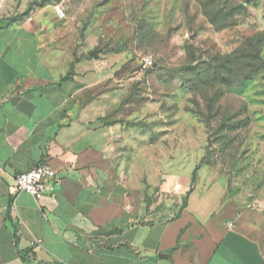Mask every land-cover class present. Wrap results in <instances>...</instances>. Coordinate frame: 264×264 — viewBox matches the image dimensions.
I'll use <instances>...</instances> for the list:
<instances>
[{"label": "crops", "instance_id": "0c3cea01", "mask_svg": "<svg viewBox=\"0 0 264 264\" xmlns=\"http://www.w3.org/2000/svg\"><path fill=\"white\" fill-rule=\"evenodd\" d=\"M30 19L0 25V264H264V201L244 206L216 171L213 201L152 183L129 91H92L66 26ZM38 164L60 183L36 201L14 178Z\"/></svg>", "mask_w": 264, "mask_h": 264}, {"label": "rangeland", "instance_id": "374dc122", "mask_svg": "<svg viewBox=\"0 0 264 264\" xmlns=\"http://www.w3.org/2000/svg\"><path fill=\"white\" fill-rule=\"evenodd\" d=\"M30 18L66 26L97 65L92 91H129L138 139L154 138L152 183L188 188L201 166L193 199L213 201L216 171L244 206L264 201V0H0V25Z\"/></svg>", "mask_w": 264, "mask_h": 264}, {"label": "built area", "instance_id": "2783aa9c", "mask_svg": "<svg viewBox=\"0 0 264 264\" xmlns=\"http://www.w3.org/2000/svg\"><path fill=\"white\" fill-rule=\"evenodd\" d=\"M53 14L58 21L66 19L65 10L62 5H55L53 7ZM140 64L144 69L153 67V61L150 57H142ZM59 183L60 178L49 165L38 164L29 171L16 175L14 178V191L17 194L26 193L36 201H39ZM8 208L12 212H16L14 203Z\"/></svg>", "mask_w": 264, "mask_h": 264}, {"label": "trees", "instance_id": "16d2710c", "mask_svg": "<svg viewBox=\"0 0 264 264\" xmlns=\"http://www.w3.org/2000/svg\"><path fill=\"white\" fill-rule=\"evenodd\" d=\"M212 25H213V21L211 20V21H209ZM12 23H10V24H7V25H3V27L5 28V27H8L9 25H11ZM87 57L88 58H90L88 55H87ZM77 62V59L75 58L74 59V61L71 63V65H70V69H69V71H68V73H67V75H66V77L64 78V79H67V78H70V76L73 74V69H74V64ZM201 168V166H196V168H195V170H194V172H193V174H192V179H191V183L192 184H194V182H195V177H196V173H197V171L199 170ZM228 182V181H227ZM185 204H186V202L185 203H183V206L182 207H184L185 206Z\"/></svg>", "mask_w": 264, "mask_h": 264}, {"label": "water", "instance_id": "95a60500", "mask_svg": "<svg viewBox=\"0 0 264 264\" xmlns=\"http://www.w3.org/2000/svg\"><path fill=\"white\" fill-rule=\"evenodd\" d=\"M91 56L95 59L97 57L96 52H91Z\"/></svg>", "mask_w": 264, "mask_h": 264}]
</instances>
